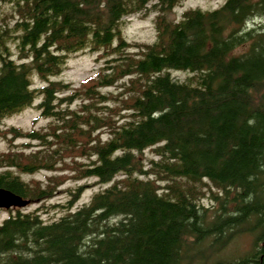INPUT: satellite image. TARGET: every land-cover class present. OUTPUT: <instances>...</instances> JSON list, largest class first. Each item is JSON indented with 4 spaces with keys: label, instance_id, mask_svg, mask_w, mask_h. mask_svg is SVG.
Returning a JSON list of instances; mask_svg holds the SVG:
<instances>
[{
    "label": "trees",
    "instance_id": "trees-1",
    "mask_svg": "<svg viewBox=\"0 0 264 264\" xmlns=\"http://www.w3.org/2000/svg\"><path fill=\"white\" fill-rule=\"evenodd\" d=\"M181 1L0 0V125L38 97L51 119L0 128L38 142L0 152V188L31 202L67 191L57 207L69 211L82 186L64 191L65 180L108 185L49 223L16 210L0 224V264H264V0L170 21ZM150 9L154 41L128 42L124 18ZM87 48L103 60L95 75L77 88L50 80ZM32 73L46 84L32 88ZM148 148L156 160L137 156ZM14 170L54 175L26 181ZM243 234L251 252L216 256Z\"/></svg>",
    "mask_w": 264,
    "mask_h": 264
},
{
    "label": "rangeland",
    "instance_id": "rangeland-1",
    "mask_svg": "<svg viewBox=\"0 0 264 264\" xmlns=\"http://www.w3.org/2000/svg\"><path fill=\"white\" fill-rule=\"evenodd\" d=\"M226 0H182L178 7L173 8L168 14L167 18L170 21H178L180 19L181 14L189 9V8H200L201 10H213L222 6V4ZM152 4L149 5V7ZM155 11H148L146 14L143 12L133 14L129 17L124 18L123 24V37L128 42H142V43H151L155 39ZM259 19L249 21V26H256L257 24H261ZM264 23V22H262ZM14 49V46H13ZM14 57H16V53H14ZM103 65V60H100L99 53L94 52L91 49H85L80 51L74 55H71L66 62V65L62 71V73L51 79L55 81H63L64 83H68L72 88L79 87L80 82L84 81L88 77H91L96 74L97 70ZM171 77L179 82L185 81L189 75L186 72H170ZM31 82L33 88H37L42 86L43 83L37 78V76L31 77ZM107 91H111L113 93H118L122 90L119 87H111L107 88ZM66 95V94H64ZM40 98L38 97L34 102L33 106L28 107L21 111L20 113L8 117L4 119L1 123L0 128L3 130H8L11 127H16L24 131L30 130H40L46 128L50 122V118H45L40 115V111L36 109V106L39 103ZM81 104L80 100L75 101L71 104L72 108H77ZM103 139L107 138V134H102ZM37 141H29L23 137H14L11 134H8L6 138L0 137V152L6 151L8 147L13 150L23 149L24 146H29L27 151L35 150L37 147ZM137 154V153H135ZM145 162L149 159H157L155 154L152 152V149H146L143 154H138ZM81 161H85L86 163L89 160L79 159ZM5 170V169H2ZM48 175H54L53 172L48 171H39L31 175H22V178L30 181L32 179L40 180L45 182V178ZM55 175L60 176V174L55 173ZM96 179L90 178L78 183H75L72 180H65L64 184L60 187V189H70L73 187L83 186L81 190V194L74 207L70 209V212L78 209L83 204L89 202L91 196L97 192L102 190L105 186L103 184H97ZM68 200V194H57L53 199L43 202V203H32L28 207L23 209V212H31L36 209H39V213L43 221L51 222L54 221L65 214L69 213L67 210H62V208H58L57 205H62ZM204 204L207 207L215 206V202L209 198H205L203 200ZM54 207V208H52ZM9 216L8 210L0 209V224L1 222ZM250 248V239L240 240L238 243L231 244L227 250L224 249L216 256L221 260H238L242 254L247 253Z\"/></svg>",
    "mask_w": 264,
    "mask_h": 264
},
{
    "label": "water",
    "instance_id": "water-1",
    "mask_svg": "<svg viewBox=\"0 0 264 264\" xmlns=\"http://www.w3.org/2000/svg\"><path fill=\"white\" fill-rule=\"evenodd\" d=\"M29 202L8 190L0 188V208L23 207Z\"/></svg>",
    "mask_w": 264,
    "mask_h": 264
},
{
    "label": "bare ground",
    "instance_id": "bare-ground-1",
    "mask_svg": "<svg viewBox=\"0 0 264 264\" xmlns=\"http://www.w3.org/2000/svg\"><path fill=\"white\" fill-rule=\"evenodd\" d=\"M151 10V9H150ZM110 131V130H109ZM262 175V174H261ZM151 176V175H150ZM184 240V239H183ZM187 250V249H186Z\"/></svg>",
    "mask_w": 264,
    "mask_h": 264
}]
</instances>
